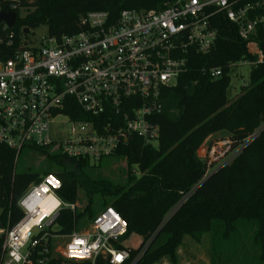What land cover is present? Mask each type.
Here are the masks:
<instances>
[{"label":"built area","instance_id":"1","mask_svg":"<svg viewBox=\"0 0 264 264\" xmlns=\"http://www.w3.org/2000/svg\"><path fill=\"white\" fill-rule=\"evenodd\" d=\"M14 9L0 7V13ZM220 16L235 26L250 57L228 64L229 74L234 67L264 65V0H171L159 10H123L115 19L89 12L77 33L45 36L37 44L22 35L15 43L14 23L8 28L0 21V147L13 152V173L17 156L30 148L94 166L132 138L156 146L159 128L152 119L161 112V93L190 70L194 56L210 54ZM200 73L210 80L223 74L221 68ZM74 105L81 117L71 111ZM58 118L69 125L65 133ZM244 145L232 149L228 138L207 142L200 159L206 165L221 159L216 170ZM60 188V180L46 174L17 195L0 189V264H45L46 255L69 263L101 256L123 264L128 252L114 245L123 246L126 224L110 207L82 232L50 231L61 210L77 208L59 199ZM60 238L63 243L51 242Z\"/></svg>","mask_w":264,"mask_h":264},{"label":"trees","instance_id":"2","mask_svg":"<svg viewBox=\"0 0 264 264\" xmlns=\"http://www.w3.org/2000/svg\"><path fill=\"white\" fill-rule=\"evenodd\" d=\"M167 1L171 0H0V7H15L11 32L16 43L21 35L27 36L24 28L29 33L44 26L47 37L70 36L79 31V19L89 12L103 11L115 19L123 10H159ZM215 27L217 38L210 54L194 56L190 70L161 93V112L152 119L159 128L156 146L132 138L108 157L125 161L126 170L118 180L103 177L99 165L28 149L48 161L42 175L60 180L59 199L82 206L60 211L56 234H71L110 207L126 224L120 242L142 238L135 249L114 245L128 252L123 264H132L140 254L139 264H153L161 256L172 259L184 236L201 240L206 233L211 264H264V65L254 67L247 86L228 100V64L250 57L234 25L220 16ZM202 68H221L223 74L210 80L200 73ZM71 111L81 117L75 105ZM219 132L228 135L232 149L245 145L231 162L208 174L196 151ZM13 157V152L0 147V189L17 195L40 175L35 169L13 173ZM46 258L45 264H109L101 256L79 263Z\"/></svg>","mask_w":264,"mask_h":264},{"label":"rangeland","instance_id":"3","mask_svg":"<svg viewBox=\"0 0 264 264\" xmlns=\"http://www.w3.org/2000/svg\"><path fill=\"white\" fill-rule=\"evenodd\" d=\"M21 14H24L23 12ZM46 36V28L44 26H40L36 29H32L27 33V36H23L25 41H29L32 44H37L41 38ZM250 72V68L246 66H238L231 69L229 74V85L226 91V97L228 100H232L236 95H238L239 90L241 87L246 85L249 81L248 75ZM57 124H59V131L65 133L69 125L65 121L64 118H58L56 120ZM63 124V125H62ZM210 142L218 141V140H226L228 135L224 132L215 133L209 136ZM208 139V138H207ZM206 139V140H207ZM204 141L202 144H206L207 141ZM201 144V145H202ZM202 146L199 147V152L202 154ZM202 161V160H201ZM204 161V160H203ZM218 160L214 163H208L207 167L209 170L207 172H212L218 165ZM206 164V162L204 161ZM99 165L100 173L103 177L107 178L108 180L116 181L122 177V173L126 170L125 161L122 159H117L115 157H111L108 159H103L100 161ZM220 165H222L220 163ZM49 163L44 156H35L34 154L28 152V149L23 150L18 156L15 165L16 173L24 172L27 170H37L39 175H42V171L48 168ZM53 167V166H52ZM54 169V168H53ZM45 171V170H44ZM209 174V173H208ZM79 198H81V194H79ZM82 206H77L76 209H80ZM92 221V220H91ZM85 223L80 229L77 228V232H82L83 229H86L90 222ZM51 232H56L57 227L52 226L50 228ZM142 238L139 237L138 241L135 243L133 240L123 241L122 244L126 247L131 249H135L140 245ZM52 243H63L64 240L60 238V240H51ZM209 242V235L208 233L202 235L201 240H194L188 236H184L176 248L175 255L172 259L168 258L167 256H161L157 258V260L153 264H211L210 259L207 253V247ZM60 243V244H61ZM148 242H146L145 247H147ZM141 260V254L135 258L132 264H139Z\"/></svg>","mask_w":264,"mask_h":264},{"label":"water","instance_id":"4","mask_svg":"<svg viewBox=\"0 0 264 264\" xmlns=\"http://www.w3.org/2000/svg\"><path fill=\"white\" fill-rule=\"evenodd\" d=\"M15 20V13H0V21L4 22L8 28H12ZM23 34L28 33V29L24 28L22 30Z\"/></svg>","mask_w":264,"mask_h":264},{"label":"crops","instance_id":"5","mask_svg":"<svg viewBox=\"0 0 264 264\" xmlns=\"http://www.w3.org/2000/svg\"><path fill=\"white\" fill-rule=\"evenodd\" d=\"M211 136V135H210ZM210 137H208V139L206 140L207 142H210V139H209ZM201 146L202 147H204L205 146V143L204 144H202V145H200V148H201ZM203 150V149H202ZM197 158H199L200 159V156H201V153L199 152V150H198V152H197ZM201 160V159H200Z\"/></svg>","mask_w":264,"mask_h":264},{"label":"snow or ice","instance_id":"6","mask_svg":"<svg viewBox=\"0 0 264 264\" xmlns=\"http://www.w3.org/2000/svg\"><path fill=\"white\" fill-rule=\"evenodd\" d=\"M49 183H54L51 178H49ZM43 191H47V189H42ZM75 243L79 244L82 243V241H75Z\"/></svg>","mask_w":264,"mask_h":264}]
</instances>
